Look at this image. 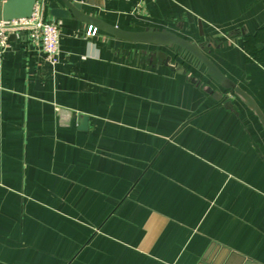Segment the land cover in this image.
Instances as JSON below:
<instances>
[{
  "label": "crops",
  "instance_id": "0c3cea01",
  "mask_svg": "<svg viewBox=\"0 0 264 264\" xmlns=\"http://www.w3.org/2000/svg\"><path fill=\"white\" fill-rule=\"evenodd\" d=\"M69 1L210 44L257 109L181 49L56 19L49 0L58 63L20 34L0 56V264H264V0Z\"/></svg>",
  "mask_w": 264,
  "mask_h": 264
},
{
  "label": "water",
  "instance_id": "95a60500",
  "mask_svg": "<svg viewBox=\"0 0 264 264\" xmlns=\"http://www.w3.org/2000/svg\"><path fill=\"white\" fill-rule=\"evenodd\" d=\"M67 10L53 9L51 15L56 19H68L70 16L92 25L97 29L111 35L112 37L133 44L157 46L164 48L177 47L184 51L188 56L196 60L205 68V75L219 87L234 92L236 95L247 100L253 109H257L254 103L240 91L234 83H232L211 61V59L203 52V48L210 47V44H196L190 42L175 33L169 31H153L145 30L140 32H127L117 27L111 26L95 17H90L82 12L81 6L69 0H61ZM35 0H0V21L9 22L21 19H30L33 15ZM199 30L202 26L199 24ZM203 35V34H202ZM13 36V35H12ZM151 54V52H149ZM154 59H164L163 52L154 53ZM153 59V60H154ZM205 92L213 97L217 102L216 106H229L228 97H224L219 91H213L211 88L205 89ZM214 106L213 108H215ZM212 108V109H213ZM82 129L85 130L87 125V117H83L81 121Z\"/></svg>",
  "mask_w": 264,
  "mask_h": 264
},
{
  "label": "built area",
  "instance_id": "2783aa9c",
  "mask_svg": "<svg viewBox=\"0 0 264 264\" xmlns=\"http://www.w3.org/2000/svg\"><path fill=\"white\" fill-rule=\"evenodd\" d=\"M49 0H35L33 15L30 19L0 21V56L6 51L9 35L20 34L31 42L42 44L45 60L51 65L58 63L60 51V26L44 17L45 4ZM96 30H89L87 37H94Z\"/></svg>",
  "mask_w": 264,
  "mask_h": 264
}]
</instances>
